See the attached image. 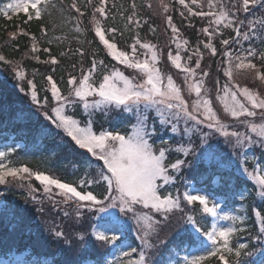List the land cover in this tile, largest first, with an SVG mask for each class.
<instances>
[{"label": "snow or ice", "instance_id": "snow-or-ice-1", "mask_svg": "<svg viewBox=\"0 0 264 264\" xmlns=\"http://www.w3.org/2000/svg\"><path fill=\"white\" fill-rule=\"evenodd\" d=\"M174 2L180 6L178 9L165 0H160L159 4L164 23L170 30L166 52L140 35V30L149 25L142 10L153 8L148 0L143 4L137 0H128L127 4L117 0H10L0 7V16L7 20L23 13L24 24L33 19L51 18L52 10H57L61 26L72 25V31L77 34L74 39L78 46L75 50L69 47V53L84 57L83 44L98 40L115 65L123 66L109 68L93 53L90 66L86 69L81 66L79 76L68 74L66 95L53 75L45 76L44 90L50 92L53 102L49 108V97L45 95L41 99L38 96L34 79L28 78L21 63L0 53V62L10 65L15 79L21 82L20 91L42 110L46 120L70 138L76 148L83 150L77 154L78 162L82 166L102 162L97 164L98 171L91 178L68 181L27 165L16 166L10 161L8 150L0 151V185L18 183L20 187H27L35 200L32 194L39 191L31 183L35 180L50 201L58 196L59 203L75 204L78 214L84 209L100 213L91 235L96 241L113 246L112 253L118 252L111 264H151L149 253L154 248L158 250V245H163L169 253L172 246L186 253L182 258L177 253L174 260L170 256L165 264H244L243 257L254 255L253 251L249 244L233 243L239 234L247 231L243 227L246 224L244 215H221L218 205L195 187L182 194L173 195L167 191V186L175 183L185 167H194L188 157L199 149L198 161L206 165L202 175L213 169L234 168L258 187L260 202L253 215L254 222L259 225L255 237L261 249L258 264H264V162L256 161L251 170L247 166L250 149L254 146L264 149V0ZM88 9L91 10L89 26L84 27L83 18ZM257 10H260L259 15L255 14ZM174 11L189 22V27H193L192 18L206 20V26L200 28L205 39L193 47L170 14ZM248 14H252L251 17ZM117 16L122 26L108 25L107 22H114ZM149 30L155 35L156 28L149 25ZM40 31L42 37L47 36L45 24H41ZM88 31L94 33L93 41L86 39ZM126 33L130 34V43L118 47L117 37L122 39ZM18 35L29 37L31 41L29 54H26L28 59L56 66L60 63L58 56L66 55L63 51L58 56L52 55L49 47H44L48 58L41 60L38 54L41 41L19 26L17 31L8 33L10 40H16ZM218 37L223 52L217 71L222 73L223 82L210 80V72L202 64L206 52L211 57L218 54L214 43ZM67 39V35L56 37L61 41ZM254 40H259L262 46L251 44ZM243 42H249L250 46L244 48ZM47 43L52 44L53 40ZM235 44H239L240 49L230 50ZM169 65L177 70L182 80L178 81L166 70ZM126 70L134 74L128 75ZM55 71L53 67L52 72ZM241 79L248 82L241 83ZM77 105L82 106L88 117L83 124L67 113L69 107ZM112 108L135 114L136 122L130 130H94L91 117L98 111L106 113ZM150 110L157 114L151 124L146 115ZM181 122L183 128H180ZM233 124H240L246 130H230ZM160 129H169L180 135L181 140L175 144L161 140L157 147L154 138ZM217 136L232 146L234 156L226 153L219 143H212ZM236 149L240 151L235 152ZM93 185L103 191L95 192ZM234 195L244 198L243 191H234ZM193 205H199L200 213L214 218V222L207 225L196 215L186 213V206ZM176 212L184 214L186 226L168 240L161 234L172 227ZM120 214L134 221L142 245L140 249L127 245V221ZM219 221H229L231 226H222ZM54 235L61 238L65 233L56 230ZM88 243L91 244V240ZM73 264H83V260L78 259Z\"/></svg>", "mask_w": 264, "mask_h": 264}, {"label": "trees", "instance_id": "trees-1", "mask_svg": "<svg viewBox=\"0 0 264 264\" xmlns=\"http://www.w3.org/2000/svg\"><path fill=\"white\" fill-rule=\"evenodd\" d=\"M10 0H0V7H3ZM58 2V0H57ZM83 2V0H82ZM118 3L123 2L127 4L128 0H117ZM138 3H145V0H137ZM153 5L152 9L146 7L142 10V15L149 20V25L156 28L155 35L149 30V25H145L140 30V35L145 40H151L157 43L164 51L168 49L165 45L169 42V31L164 23L161 10L159 8L160 0H148ZM165 2L172 4L175 8H179L174 0H165ZM227 2V0H225ZM260 10L255 13L259 15ZM91 10L88 9L87 15L83 18L84 27L89 26V17ZM174 16L175 23L181 28L184 38L188 39L193 47L198 41L205 39L200 28L206 26V20L200 18H192L191 23L193 27L188 26V21L179 16L178 11L171 12ZM243 16V14H241ZM251 17L252 14H248ZM25 15L13 17L10 20L0 16V53H3L9 59L19 61L21 66L25 69L29 79H34L37 85L38 96L42 99L45 95L51 100L50 92H45L46 81L44 77L53 75L57 80L59 86L67 94V80L68 74L73 73L79 76V69L83 66L85 69L90 66L92 54L96 55L97 59H103L105 64L111 68L115 62L102 50V45H99L98 40L93 41L94 33L88 31L86 39L93 41L92 43H84L83 50L86 55L80 57L79 54L73 55L69 53V47L72 50L77 48V43L74 37L77 36L72 31V25L61 26V17L57 10H52L51 18L45 17L43 21L33 19L27 24L22 23ZM47 26V36L42 37L40 31L41 24ZM108 25L121 27L122 21L117 16L113 22L109 20ZM17 26L23 28L25 31L35 35L40 41L41 51L39 54L41 60L47 59L48 54L43 52L44 47H49L52 55L58 56L63 51L65 56L59 57L60 63L56 66L51 64L38 63L36 60L26 58L29 54L31 41L29 37L18 35L16 40H10L8 33L17 31ZM227 34V33H226ZM67 35V40H56V37H64ZM84 39V37H81ZM119 40L118 47H124L130 43V34L126 33ZM48 40H53L52 44H48ZM218 49V54L211 57L207 52L205 53L203 66L210 72V80L220 79L223 82V75L218 72L222 60L223 46L219 44V37L214 40ZM251 44L261 47L259 40H254ZM250 46L249 42H243V47ZM174 47V46H173ZM202 47V45H201ZM239 44L232 45L230 50L238 51ZM83 60V65H81ZM76 67L73 68L72 65ZM56 71L53 73L52 68ZM120 67V66H119ZM162 67L164 65L162 64ZM0 69L4 72L0 73V150L5 148H12L13 153L10 154V161L16 166L27 165L32 169L43 168L44 171L60 177L68 181H78L82 178H91L98 171L97 164L102 162H94L89 166H82L77 155L80 150L74 146L70 138L66 137L60 130L56 129L50 121L46 120L42 114V110L34 105L30 97L20 91L21 82H18L14 77V72L10 65L0 62ZM166 70H172L169 65ZM33 73L35 76L33 77ZM99 78V75L97 76ZM241 79V83H246ZM27 91L26 82L23 83ZM68 114L73 115L74 118L82 121V124L88 119L84 114L82 106L69 107ZM149 117V123H153L157 115L153 110L146 113ZM94 130H130L132 124L136 122L134 113L124 112L121 109L112 110L111 113L98 111L91 117ZM157 128L160 125L156 124ZM184 127L180 125V128ZM232 129H240L238 124H233ZM241 131V130H239ZM9 146H3L6 141L11 140ZM181 137V136H180ZM155 139L157 146L161 144V140H168L175 144L178 137L171 133L169 129H160L159 134ZM186 139V138H185ZM215 137L212 143L215 144ZM17 143H23V147L18 149ZM217 143H223V140L218 139ZM255 152V159L248 161L249 169L256 161L264 162V149L259 146L253 147ZM199 150V149H198ZM91 159V157H89ZM192 161L194 167L185 169L177 176L174 186H169L167 189L173 192L179 190H186L189 186H195L197 189L207 191L214 196L221 197L231 206L242 204L247 213V231L241 233L242 235L234 239L236 244L240 240H245L249 244L250 250L254 255L243 257L244 264L257 263L261 259L259 241L256 240L258 233V224H256L253 212L257 209L260 202L258 188L240 172L232 169L224 170H209L207 174H203L206 165L200 163L197 158ZM215 173V174H213ZM223 177V180L220 179ZM39 191L33 193L35 200L31 198L27 187H20L18 183L9 186L0 185V193L3 195V203L0 205V257H8L12 254H23L27 252L30 258H36L42 262L46 259L53 264H73L78 259L83 260V264L87 261H93L97 264H107V259L112 252L113 246L104 245L100 241H96L92 237V228L99 220L96 213L81 210L79 214L76 210L75 204L59 203L60 197L53 196V200H49L47 195L43 193L42 187L36 182H31ZM93 190L97 193L103 191L97 185H93ZM234 191H243L244 198L239 195H234ZM249 193H251L249 195ZM65 212L68 215H65ZM185 212L196 215V218L202 223L210 225L213 223V218L204 216L199 211V205L186 206ZM183 213L176 212L172 218V227L165 230L161 236H167L168 240L173 239L178 230H182L186 225L183 221ZM56 230L63 231L64 237L57 238L54 235ZM126 241L133 244L134 247L140 249L142 247L134 235V232L127 226ZM84 239L81 240L80 237ZM241 237L243 239H241ZM91 240V244L88 241ZM153 243H158L153 240ZM177 253L180 257L185 252L180 251L172 246L171 253L165 251L163 245H158L149 253L151 264H165L171 258L174 260Z\"/></svg>", "mask_w": 264, "mask_h": 264}, {"label": "rangeland", "instance_id": "rangeland-1", "mask_svg": "<svg viewBox=\"0 0 264 264\" xmlns=\"http://www.w3.org/2000/svg\"><path fill=\"white\" fill-rule=\"evenodd\" d=\"M8 2H10V1H8ZM7 2V3H8ZM21 15H24L23 13H20V14H15V15H13L12 16V18L13 17H18V16H21ZM120 66V65H119ZM119 66H117V67H119ZM121 68L123 67V66H120ZM168 71H170L173 75H174V78H176V79H178V81L179 80H182V76H180V75H178L177 74V70H175V72L176 73H174V71H172V70H168ZM4 71L2 70V69H0V73H3ZM126 74H128V75H133L134 73H132L130 70H126ZM51 106H53V102L52 101H49V108L51 107ZM217 106H218V102H217ZM112 110H115V108H112V109H109L108 110V113H111L112 112ZM67 111H68V109H67ZM154 111V110H153ZM155 112V111H154ZM155 114H156V112H155ZM157 115V114H156ZM227 122V121H226ZM180 125H183L184 126V124H183V122H181L180 123ZM238 127L240 128L239 130H241V132H244L246 129L242 126V125H240V124H238ZM183 128V127H182ZM230 130H232V128L230 129ZM116 131H121V130H116ZM203 131L204 132H207L208 130L207 129H203ZM197 135H199V133H197ZM176 137H178V141H180L181 140V137H180V135H175ZM216 139H215V143H217V140L218 139H222L223 140V143H221V144H219V146L222 148V149H224V151L226 152V153H232L233 154V156H234V150H233V148H232V146L230 145V144H228L227 142H225V140H224V138L223 137H219V136H217V137H215ZM12 139H13V137L11 138V140H9V141H6L4 144H3V146H9L10 144H11V142H13L12 141ZM168 141V140H167ZM17 145V148L18 149H20V148H22L24 145H23V143H17L16 144ZM161 145V144H160ZM159 145V146H160ZM157 146V145H156ZM159 146H157V147H159ZM256 147H258V146H256ZM5 150H8L9 152H10V154L11 153H13V150H12V148L10 147V148H5V147H3L0 151H5ZM240 151V149H236L235 150V152H239ZM199 154H200V150H196V153L194 154V155H191V156H189L188 157V160H194L195 158H197L198 159V156H199ZM253 154H254V156H255V152H254V149H253V147L250 149V151H249V160L251 161V160H253ZM34 170H35V168H34ZM39 170H42V171H44V169L43 168H39ZM249 170H251V169H249ZM242 173V172H241ZM33 181H35V180H33ZM32 182V181H31ZM37 182V181H36ZM176 182V181H175ZM38 183V182H37ZM39 184V183H38ZM169 186H174V184H170V185H168L167 187H169ZM193 187H195V186H189V188L187 189V190H192V188ZM196 188V187H195ZM258 188V187H257ZM259 190V189H258ZM167 191L168 192H170V193H172L173 195H175V194H177V193H180V194H182L183 192H184V190H179V188H177V190H175L174 192L172 191V190H170V189H167ZM201 194H206V195H208L209 196V198H210V200H212L214 203H216L217 205H218V208H219V210H220V214L221 215H225V214H241V215H244L245 216V218H247V213H246V210L244 209V207H243V205L242 204H238V205H234V206H231V205H229L228 203H226L225 202V200L223 199V198H221V197H217V196H214L213 194H210V193H208L207 191H202L201 190ZM3 195H4V193L2 192V195H0V205L3 203ZM71 204V203H70ZM84 210H86V209H84ZM88 211V210H87ZM118 211V210H117ZM97 215H101L100 213H96ZM121 215V218L122 219H125L126 221H127V226L134 232V235H136V237H137V239L140 241V239L138 238V236H137V230H136V226H135V223H134V221L132 220V219H130V217H125L123 214H120ZM246 221H247V219H246ZM213 222H214V218H213ZM219 224L220 225H222V226H231V224H230V222L229 221H219ZM243 227H245V228H248V225H247V222H246V224L245 225H243ZM257 227H259V226H257ZM94 228V227H93ZM93 228H92V231H93ZM92 233V232H91ZM244 234V233H243ZM242 234H239L238 236L240 237ZM92 237H94V236H92ZM95 238V237H94ZM241 239H243L242 237H241ZM238 242H243V243H246V241L245 240H240V238H238ZM234 241V240H233ZM237 242V243H238ZM126 243H127V245L129 246V248H131V247H134L133 246V244L132 243H130L129 241H126ZM190 251V250H189ZM118 254V252L117 253H112L111 252V254L109 255V257H108V259H107V264H111V262L112 261H114L115 259H116V255ZM186 254V253H185ZM185 254H183V255H185ZM183 257V256H182ZM181 257V258H182ZM134 258H136L135 257V254H134ZM0 261H3V264H53L51 261H48V260H46V259H44V260H42V262L41 261H39L38 259H36V258H30L29 257V254L27 253V252H25V253H23V254H12L11 256H8V257H0ZM85 264H96V263H94L93 261H87ZM251 264H254V263H251ZM255 264H257V263H255Z\"/></svg>", "mask_w": 264, "mask_h": 264}]
</instances>
